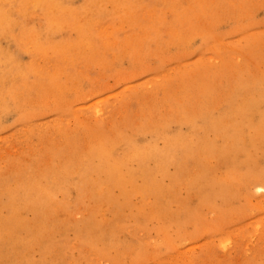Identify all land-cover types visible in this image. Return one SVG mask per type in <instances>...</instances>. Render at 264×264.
Masks as SVG:
<instances>
[{
	"label": "rangeland",
	"instance_id": "374dc122",
	"mask_svg": "<svg viewBox=\"0 0 264 264\" xmlns=\"http://www.w3.org/2000/svg\"><path fill=\"white\" fill-rule=\"evenodd\" d=\"M0 264H264V0H0Z\"/></svg>",
	"mask_w": 264,
	"mask_h": 264
},
{
	"label": "bare ground",
	"instance_id": "6f19581e",
	"mask_svg": "<svg viewBox=\"0 0 264 264\" xmlns=\"http://www.w3.org/2000/svg\"><path fill=\"white\" fill-rule=\"evenodd\" d=\"M102 4V3H101ZM84 19V18H83ZM53 21V20H52ZM81 25V24H80ZM107 27V26H106ZM121 27V26H120ZM81 28V27H80ZM104 28H105V26H104ZM110 34V33H109ZM105 35H107V34H105ZM91 40V39H90ZM92 42V41H91ZM103 104V103H102ZM101 104V105H102ZM96 108H98V107H96ZM101 113V112H100ZM93 115V114H92ZM97 116H98V113H97ZM75 117V116H74ZM98 118V117H97ZM102 119V118H101ZM103 120V119H102ZM82 123V122H81ZM111 123V122H110ZM95 125V124H94ZM26 128V127H25ZM22 133V132H21ZM88 134V133H87ZM17 138V137H16ZM96 140H97V138H96ZM17 151V150H16ZM131 151V150H130ZM35 152V151H34ZM121 165H122V163H121ZM119 173V172H118ZM124 174V173H123ZM125 178V177H124ZM125 181V180H124ZM121 182V181H120ZM43 190V189H42Z\"/></svg>",
	"mask_w": 264,
	"mask_h": 264
}]
</instances>
